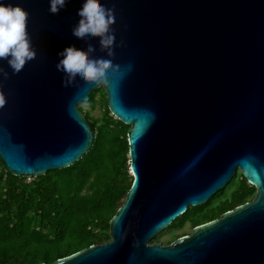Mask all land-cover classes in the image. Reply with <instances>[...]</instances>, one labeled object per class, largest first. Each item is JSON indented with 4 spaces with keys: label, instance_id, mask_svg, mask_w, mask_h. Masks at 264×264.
I'll return each mask as SVG.
<instances>
[{
    "label": "water",
    "instance_id": "water-1",
    "mask_svg": "<svg viewBox=\"0 0 264 264\" xmlns=\"http://www.w3.org/2000/svg\"><path fill=\"white\" fill-rule=\"evenodd\" d=\"M11 2L30 13L38 55L0 88L6 170L31 179L81 160L96 133L78 105L100 88L130 126L133 185L111 241L54 264H264V0H99L115 9L112 59L124 70L108 85L72 88L56 64L66 47L87 48L72 36L83 0L58 15L49 0ZM240 171L252 201L173 244L150 243Z\"/></svg>",
    "mask_w": 264,
    "mask_h": 264
},
{
    "label": "trees",
    "instance_id": "trees-1",
    "mask_svg": "<svg viewBox=\"0 0 264 264\" xmlns=\"http://www.w3.org/2000/svg\"><path fill=\"white\" fill-rule=\"evenodd\" d=\"M99 92L101 118L80 107L96 133L93 147L81 160L29 179L9 173L0 159V264H54L111 241L110 223L133 185L130 126L112 115L102 88L92 92L86 105L93 107ZM238 179L229 198L222 199L226 187L207 204L190 208L167 230L176 232L188 224L194 229L252 201L256 188L241 171L230 184ZM177 238L173 236L167 245ZM153 241L159 243V238Z\"/></svg>",
    "mask_w": 264,
    "mask_h": 264
},
{
    "label": "clouds",
    "instance_id": "clouds-1",
    "mask_svg": "<svg viewBox=\"0 0 264 264\" xmlns=\"http://www.w3.org/2000/svg\"><path fill=\"white\" fill-rule=\"evenodd\" d=\"M70 0H49V12L58 15ZM79 20L72 28V36L80 43L86 44V50L69 46L58 53L57 71L63 73L62 86L74 87L78 81L89 85H108L110 76L121 73L124 69L113 62L116 47L114 30L115 9L106 7L99 0H83L77 10ZM30 13L11 0H0V61H6L11 73L0 66V88L10 78L19 74L25 66L37 58L38 51L29 32ZM99 41V50L106 57L95 58L97 51L91 43ZM121 47L125 46L123 40ZM130 65L128 69H130Z\"/></svg>",
    "mask_w": 264,
    "mask_h": 264
},
{
    "label": "rangeland",
    "instance_id": "rangeland-1",
    "mask_svg": "<svg viewBox=\"0 0 264 264\" xmlns=\"http://www.w3.org/2000/svg\"><path fill=\"white\" fill-rule=\"evenodd\" d=\"M102 95H103V93H101V92L98 93V96L96 97V100H95V103H94L93 107L91 105H86V103H82V104L78 105V108L80 109V107H83L84 111L88 112L90 116H92L94 118H101L103 116V113H104V107H103V104H102ZM82 113L85 114L84 112H82ZM231 181H230V183H231ZM230 183L228 184L226 193L224 194L222 199L229 198L231 196V194L239 186L240 179L236 180L232 184H230ZM194 229H192V227L189 224L185 228H183L181 230H178L176 232L169 231V230L165 229L156 238H159V243L160 244L167 245V242L173 236L177 235L178 238L170 243V244H173L178 239L192 234ZM153 242H154L153 240L150 241L151 244H153Z\"/></svg>",
    "mask_w": 264,
    "mask_h": 264
}]
</instances>
